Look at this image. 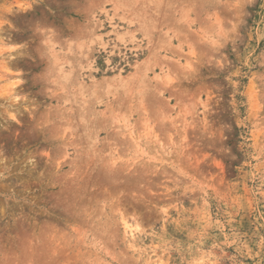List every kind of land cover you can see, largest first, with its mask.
<instances>
[{"label":"rangeland","instance_id":"374dc122","mask_svg":"<svg viewBox=\"0 0 264 264\" xmlns=\"http://www.w3.org/2000/svg\"><path fill=\"white\" fill-rule=\"evenodd\" d=\"M0 264H264V0H0Z\"/></svg>","mask_w":264,"mask_h":264},{"label":"bare ground","instance_id":"6f19581e","mask_svg":"<svg viewBox=\"0 0 264 264\" xmlns=\"http://www.w3.org/2000/svg\"><path fill=\"white\" fill-rule=\"evenodd\" d=\"M125 227H126V229H127L128 232H130V233L132 232V231H131L132 229L130 228V226H127V225H126Z\"/></svg>","mask_w":264,"mask_h":264}]
</instances>
